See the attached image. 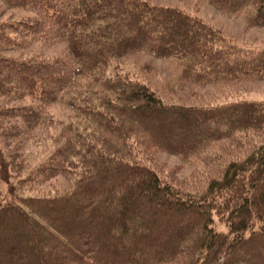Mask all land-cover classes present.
Listing matches in <instances>:
<instances>
[{
	"label": "trees",
	"instance_id": "trees-1",
	"mask_svg": "<svg viewBox=\"0 0 264 264\" xmlns=\"http://www.w3.org/2000/svg\"><path fill=\"white\" fill-rule=\"evenodd\" d=\"M0 1L28 12L0 22V137L53 127L56 101L72 114L30 177L12 176L0 139V264H264V137L240 143L264 136V101H170L126 65L150 55L174 63L181 82L231 85L264 79V47L151 0ZM208 1L264 26V0ZM35 41L63 42L65 53L4 54ZM235 139L238 152L200 191L163 180L140 157L197 159ZM58 176L65 192L32 191Z\"/></svg>",
	"mask_w": 264,
	"mask_h": 264
},
{
	"label": "rangeland",
	"instance_id": "rangeland-1",
	"mask_svg": "<svg viewBox=\"0 0 264 264\" xmlns=\"http://www.w3.org/2000/svg\"><path fill=\"white\" fill-rule=\"evenodd\" d=\"M152 2L175 5L186 8L191 13L205 18L213 26L218 27L221 32L230 37L239 45L248 47H264V26H249L242 15L225 13L214 7L208 0H151ZM0 12L3 13L0 22L13 20L18 16L28 14L22 10H14L6 7L0 1ZM63 42H52L50 44L42 42H30L28 45L13 50L6 51L5 55L13 57L29 58L34 57H53L62 56L65 53ZM128 72L133 76L140 77L142 81L154 87L170 101H180L195 103L196 101L204 104L217 103L220 101H231L237 99H249L264 101V79L246 80L233 83L231 85H198L188 82H181L178 78V70L174 63L167 60L152 59L150 55L135 54L126 59ZM147 70V71H146ZM22 100L8 101L9 104H19ZM54 126L35 129L30 134H22L20 138L3 136L2 147L6 152L13 154V163L16 167L12 176L15 179H23L33 175L37 166L49 157V155L59 145L63 143L61 129L70 119L71 111L62 102L56 101L49 107ZM49 122L47 123V125ZM264 136L258 137L255 134H247L240 139L243 146L257 141ZM238 144V145H236ZM238 148L234 150L236 147ZM239 142H222L215 145L210 151L202 153L197 159H187L170 154L165 151H148L141 154L143 163L158 171L160 177L183 190L200 191L211 177H214L221 170L220 165L226 157L232 158L238 152ZM234 150V151H233ZM7 152V154H8ZM16 152V156H14ZM34 192L47 195L63 193L69 186L68 181L62 176L44 181L40 185H35ZM7 192L5 186L2 187ZM26 194H29L26 192ZM221 220L214 222V226L219 230H225Z\"/></svg>",
	"mask_w": 264,
	"mask_h": 264
}]
</instances>
